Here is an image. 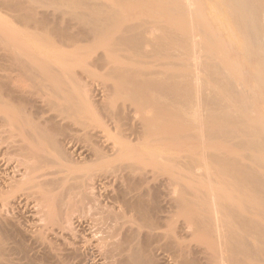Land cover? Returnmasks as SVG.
<instances>
[{
    "label": "bare ground",
    "instance_id": "obj_1",
    "mask_svg": "<svg viewBox=\"0 0 264 264\" xmlns=\"http://www.w3.org/2000/svg\"><path fill=\"white\" fill-rule=\"evenodd\" d=\"M124 1L0 0V161L13 164L6 168L14 171L11 178V169L2 170L9 178L5 185L20 188L13 190L15 196L21 193L11 197L14 201L3 199L1 224L19 222V227L25 221L19 211L24 199L27 205L35 203L34 211L41 210L31 214L44 216L30 218L44 222L31 229L40 234H31L28 224L23 225L30 234L18 230L22 226L6 230L25 234L21 239L27 238V245L31 241L32 249L33 241L41 245L54 264L91 256L100 264H264V0H140L136 9H127ZM156 1L158 9L149 11ZM9 18L13 24L3 26L5 20L12 23ZM94 44L102 50L96 58L87 53ZM77 65L83 73L96 67L110 77L113 85L104 98L78 80ZM123 94L129 107L124 105L111 120L119 130L125 123L132 139L107 148L103 144L107 153L100 145L106 143L101 132L88 129L92 116L87 111ZM71 120L90 141L81 151L96 144L87 157L96 162L110 154L127 158L111 169V177L102 176L128 183L119 193L116 185H107L119 194V207H111L109 196L104 198L110 199V209L101 202L96 193L104 182L101 176L91 181L88 176L86 185L67 165V176L58 175L69 162L61 141L70 137ZM169 122L173 132H166ZM64 128L70 130L68 137ZM145 161L172 175L163 185H149L148 175L136 176ZM68 174L81 185L70 177L71 185ZM161 195L166 196L163 202ZM14 212L23 217L21 223ZM55 224L62 226L56 230ZM73 226L95 233L85 240ZM16 237L4 242L14 244ZM3 240L0 264L35 263L30 246V253L24 250L30 257L23 253L18 258L26 244L18 240L25 246L8 244L6 249Z\"/></svg>",
    "mask_w": 264,
    "mask_h": 264
},
{
    "label": "rangeland",
    "instance_id": "obj_2",
    "mask_svg": "<svg viewBox=\"0 0 264 264\" xmlns=\"http://www.w3.org/2000/svg\"><path fill=\"white\" fill-rule=\"evenodd\" d=\"M96 1H99V2H101V3H105V2L107 3L108 0H96ZM124 6H125L127 9H136V8H139V7L141 6V4H140V0H125V1H124ZM152 9H158L157 1H156V2H152V6L150 7L149 11L152 10ZM82 10H86V9H82ZM152 11H153V10H152ZM0 13H1V11H0ZM1 16H2V15H1ZM9 19H10V18H9ZM9 19H8V20H9ZM169 20H171V19H169ZM169 20H168V21H169ZM5 21H6V20H5ZM5 21H4V23H3V26H5V27H6V25H11V24H13V22L11 21V19H10L9 21H11L12 23L7 22V21L5 22ZM170 22H171V21H169V22H167V23H170ZM179 29H180V27L177 28V31H178ZM87 53L92 54L93 58H96V57H97V54H101V53H102V50H100V47H99V46H98V48H97V45L94 44V45L89 46V49L87 50ZM169 62H170V63H174V62H175V59H174V58H171ZM186 63H187V62H186ZM90 69H91L90 72H88V73H83V72L81 71L80 67L77 65V66L75 67V71H76V73L78 74V76H77V77H78V80L81 79V81L83 82V85L85 84V86H86V84H87L86 87L89 88L88 90H90L91 88H92L91 91L93 90L92 92H94L95 89L98 90V91L95 92L94 95H96V93H97V94H99V96L101 95V97L104 98L103 95H104V94H106V95L108 94V93H105V92L109 91L108 89H110V87L113 85V83H112L110 77L106 76V75L104 74V72L101 71L99 68L91 67ZM202 78H205V75H204V74H200V79H202ZM82 82H81V83H82ZM89 86H90L91 88H90ZM93 87H94V89H93ZM90 93H91V92H90ZM91 95H92V93H91ZM94 95H93V97H94ZM97 96H98V95H97ZM97 96H96V98L94 97L96 101L99 100V99H101V98L97 99ZM106 97H107V96H106ZM105 99H106V98H105ZM102 100L104 101V99H101V101H102ZM105 101H107V99H106ZM111 101H112V100H111ZM99 102H100V101H98V105H97V104H96V105L93 104V105H94V108L92 107V106H93V105H92L91 107H89V110L87 111V112H89L88 116L91 115V116L93 117V114H91V112L96 111L97 108L100 109V110L97 111L98 113H100V114L98 115L97 118H96V115H97L98 113L96 112L97 114H96V115L94 114V115H95L94 118H96V119H92V121H90L89 119H91V118H92V117H91V118H89V119L86 121V122L89 121V123H90V124L87 123V124L89 125V127H88V125H86V126L88 127L89 130L91 129L90 132H92V130L94 131V129L97 130V132H99V131L101 132L100 135L103 136V138H104V142H106V143H103V140H102V137H101V140H102V141H100L101 144L99 143L101 146H102L103 144H104L105 147H106L105 144H108V145L111 144L110 146H112V144H115V142H117V140H126V141L128 140L127 142H129V140H131L132 138L129 139L130 133L127 131V127L124 126L125 123H122L123 126L121 125L122 128L119 130V128H117V125H118V124H115V123H114V124L116 125V126H115V125L112 123V120H111V117H114V115H116L117 112H118V111H119L124 105L126 106V108L129 107V104H128L129 102H128V99H127V97H126V94H123V95L120 96L118 99H115L112 103H110V101H108V103H105V104H104V102H100V103H99ZM95 103H97V102H95ZM101 103H103V104H101ZM94 113H95V112H94ZM170 113H172V112H170ZM51 115H53V113H51ZM223 115H224V114H222V118H223ZM131 116H132V115H131ZM133 116H134V115H133ZM133 116H132V117H133ZM222 118H221V119H222ZM133 119H134V122L137 121V123H138V121H140L139 118H138V116L133 117ZM133 119L130 120V121H133ZM71 121L73 122L74 120H71ZM72 122H69L70 124L68 123L69 126L71 125V126H70L71 129H70L69 127H67V128H69L70 130H72L71 133H70V130L65 129V128H66V127L64 126L65 124L62 125L63 127H65V128H64V131H63V135H64V133H66L65 135L68 137L69 134L67 135V133L69 132V133H70V137H71V141H70V137H69L68 139L66 138V139H67L66 141H61V142H62L61 145H62V144L64 145V146L62 145L64 149H62V147H61V150H62V152H63V150H64V153L66 154V155H64V157H63V156H62V157H63V158H66V160H69V162L67 161V162H68V163H67V162H65L66 160L63 159V161L65 162V164H64V162H62L61 164H64L65 168H66V165H67L68 168H71L72 171H75V173H76V175L74 174L75 176H73V175H71V174H68V175H70V176H68V179H69V180L71 179L70 177L73 176V177L75 178V177H77V175H78V177H83V178H85V179L82 178V182H83V180H85V181L88 180V179H89L88 176H90V181L92 180L91 178H94V177H95L94 180H96V179L98 180L100 176H101V177H100V180H102V179H103V178H102L103 175H106V176H103V177H106V178H107V175H108V173L110 174L111 169H112L111 172H114V170H117V166H119V165L122 164V163H127V162H128L127 158H125L124 156H122V157H120V158H116V157L114 158V155H113V154H110L111 152L109 153L111 157L109 156L108 159H104V160H102V161H98V162L94 161V158H93V160H92V156H90V155H92L91 153H93L94 146H96V144H95V143H91V144H89L90 146L92 145L91 147L89 146L90 149H91V151H90L89 149H83L84 152L81 151L82 148H83L82 146L87 145L88 143H90V141H88L87 138H86V139H87L88 142L86 141V139L84 140V138H85L86 136H83V135H85L84 133L81 134V133H82V128L79 126V124H77L76 121H74L73 123H72ZM113 122H116V121L113 120ZM72 124H74V125H72ZM75 124H76L77 126H75ZM66 126H67V125H66ZM119 126H120V125H119ZM121 126H120V127H121ZM218 126H219V121L214 122V124H213L212 127H213V129H214V128H217ZM165 128H166V132H173V131H174V126H173L170 122L165 124ZM89 130H88V131H89ZM66 131H67V132H66ZM92 133H93V132H92ZM94 133H96V131H94ZM60 134H62V133H60ZM71 135H72V136H71ZM60 136L62 137V135H59L58 139H59V138L61 139ZM62 139H63V138H62ZM67 141H68V143H69V141H70V143H69V144H66ZM65 142H66V143H65ZM85 142H86L87 144H86ZM93 144H95V145L93 146ZM131 145H132V146H137V144H136L135 142H134V143H131ZM101 146H100V147H101ZM110 146H109V147H110ZM87 147H88V146H87ZM87 147L85 146L84 148H87ZM97 147H99V145H98ZM105 147L102 146L101 148L103 149V148H105ZM106 148H107V147H106ZM106 148H105V149H106ZM92 149H93V150H92ZM86 150H87V152H86ZM88 150H89V154H90L89 157H87ZM106 151H107V153H108V150H107V149H106ZM104 152H105V151H104ZM81 153H82V154H81ZM84 153H85V154H84ZM105 153H106V152H105ZM67 154H68V155H67ZM83 154H84V156H86L87 158L84 157ZM109 154H108V155H109ZM62 155H63V153H62ZM115 156H116V155H115ZM67 157H68V159H67ZM90 157H91V158H90ZM117 157H118V156H117ZM0 158H3V159H4V157H0ZM61 159H62V158L60 157L59 161H60ZM0 160H2V159H0ZM4 161H5V160H4ZM4 161H0V162H3V163H4V164H3V163H0V166H1V167L3 166L2 168L0 167V180H1V181H0L1 183H0V184L3 186L2 191H3V190H4V191H5V190H9V191L12 193V195H11V196L8 195V194H11L10 192L8 193V191L5 192V194L7 193V194H6L7 196H3V195H5V194L2 195L3 197L0 195V203H2V201H3L4 198L7 200L8 196H9L10 198H11V197H15V199L18 198L19 195H20V197H21V193H18V196H17V195L15 196V193L18 192V191H20V188H19V190L17 189V190H18V191H17V190H15V188L12 189V187L10 186V187H11V189H10V187H9L8 185H5V184H6L5 182L8 181L9 178H11V176L14 175V174H12V173H14V171H12V168H13L12 166H13V164H10V165H9V164L6 162V163L9 165V166H8V165H5V162H4ZM61 161H62V160H61ZM66 163H67V164H66ZM10 166H11L12 168H8V170L11 169L10 172H9L8 170H6V168H7V167H10ZM61 166H62V165H61ZM4 167H5V168H4ZM115 167H116V168H115ZM138 167H139V171H138V174H137L136 176H139V175L141 174V175H140L141 178H139V179H143L145 175H148V176H149V177H148V178H149V181H148L149 185H163L162 181L166 180L167 178H169V177L172 175L170 169H168V168H167V169H166V168L155 169L152 165H150V164H149L148 162H146V161L140 163V164L138 165ZM60 168H62V167H60ZM62 169L65 170L64 167H63ZM71 169H68V170L70 171ZM113 169H114V170H113ZM2 170H3V171L5 170V172H7V173L9 172V173H8V176H10V177L8 178V177H7V173L4 172L5 175H6V176H5ZM56 171H57V170H56ZM66 171H67V168H66L65 172H64V171H60V172L57 171V172L60 173V174H58V175L61 176V175H63V173H65V175H66V174H67ZM61 172H62V173H61ZM148 172H149L150 174H149ZM71 173H72V172H71ZM72 174H73V173H72ZM65 175H64V176H65ZM113 175H115V174H113ZM4 176L7 177V180H6V178H5ZM66 176H67V175H66ZM108 176L111 177L112 175L110 174V175H108ZM140 176H139V177H140ZM142 176H143V177H142ZM73 177H72V178H73ZM78 177H77V178H78ZM87 177H88V178H87ZM110 177H109V179H110ZM145 177H147V176H145ZM1 178H5V179H4L5 181L2 180ZM60 178H62V176H61ZM74 178H73V179H74ZM77 178H75V179H77ZM114 178H115V177H113V180H109V179L106 180V179L104 178L105 180L103 179V181H104V182L106 181V182H105L106 184H105L104 182H101V184L99 183L100 186H99V185L96 186V188H98V189H96V190H97L96 193H98V195H101L102 198L105 197V198L107 199V198L111 197L110 199H111V201H112V200H113V201L111 202L110 199H109V201L111 202L110 205L113 203V205H115L114 207H116V206L119 207V205H118V203H117L118 200L116 201V199L118 198L117 196H118L119 194H116V192L119 193V191H121V190H120L121 188L123 189L124 186H128V183L125 182L126 180L124 181L125 184H122V182L120 183V181H121V180L123 181V179L119 180V179H120L119 177L117 178L119 181L117 180L118 183H116V182H117V181H116V178H115V180H114ZM68 179L66 180V183L69 182ZM75 179H74V180H75ZM79 179L81 180V178H79ZM79 179H77V180H79ZM137 179H138V177H137ZM137 179H136V180H137ZM139 179H138V180H139ZM74 180H70L71 182H69V183H70L71 185H73L72 182L74 183ZM3 181H4V183H3ZM67 181H68V182H67ZM85 181H84L83 184H86V185H89V184H90V181H89V180H88L89 182H87V183H86ZM114 181H116V182L114 183ZM80 182H81V181H80ZM80 182H79V184H80ZM107 182H108V183H107ZM124 182H123V183H124ZM2 183H3V184H2ZM66 183L63 182L62 185H65ZM69 183H68V186H69ZM102 183H103V184H102ZM126 183H127V184H126ZM75 184H76V185H79V184L76 183V180H75ZM75 184H74V185H75ZM83 184H82V185H83ZM1 185H0V188L2 187ZM80 185H81V184H80ZM103 185H105L106 188L103 187ZM107 185H108L109 187L111 186L112 188L116 185V186H115V189H116V190H117V188L119 189L120 186H122V187H120V189L117 190V191L115 192V194L117 195V196H116V195L114 194V191H115V190L113 189V191H112V188L109 189V187H108ZM118 185H119V186H118ZM165 185H168V184H165ZM195 185H203V183H202V182H198V183H196ZM7 186H8V187H7ZM98 186H99V187H98ZM6 187H7L8 189H7ZM107 188H108V189H107ZM124 188H126V187H124ZM100 189H103V191L101 190V191L103 192V193L101 192L102 194H99V192H100L99 190H100ZM106 189H107V192H106ZM11 190H12V191H11ZM13 190H15L16 192H14ZM108 190H109V191L111 190L110 192H111V193L113 192V193L110 194V192H109ZM2 191L0 192V194L4 193V192H2ZM98 191H99V192H98ZM104 191H105L106 193H104ZM164 191H165V190H164ZM164 191H163V192H164ZM108 192H109V193H108ZM165 192H166V191H165ZM167 192H168V191H167ZM167 192H166V193H167ZM13 193H14V194H13ZM16 194H17V193H16ZM106 194H107V195H106ZM108 194H110V195H108ZM113 194H114V195H113ZM105 195H106V196H105ZM163 195H164V194H163ZM163 195H161V196H162L161 199L163 198V199H162V202L164 201V199L166 200V198H164V197H166V196H163ZM107 196H109V197H107ZM112 196H114V199H115V198H116V199L114 200V199L112 198ZM99 197H100V196H98V198H99ZM101 197H100V198H101ZM10 198H8L9 201H10ZM79 198H80V197H79ZM100 198H99V199H100ZM102 198L100 199L101 202H102V201H103V202H106V201L108 200V199L105 200V198H104V199H102ZM12 199H13V200H12ZM15 199H14V198H11L12 201H14ZM6 200H4L3 203H2L0 206H3L4 202L6 203V202L8 201V200H7V201H6ZM104 200H105V201H104ZM109 201L106 202L108 205H106V203H103V205L108 206L109 209H110ZM23 203H24V205L26 204V205H25L26 207H24V205H22L23 207H22V206L19 207L20 209H21V208H23V209L20 210V209L17 208V207H15V208H16V210L19 209V211H21L22 213H24V214H23V217L25 218V221L22 220V221H24L23 224H28V225H29V224L31 223V222L29 223V218H30L31 215H32L31 213H35V212H36V211H34L35 208H36V205H35V203H34V204L32 203L33 206H32V205H29V204H31V203H29V204L27 205V203H25V199H24V202H23ZM115 203H116V204H115ZM113 205H111V207H112ZM28 206H29V207H28ZM34 206H35V207H34ZM32 207H33V208H32ZM108 207H107V209H108ZM26 208H28L29 210H31V209H33V210H31L30 213H29V211H28ZM37 209H38L39 211L41 210V208L39 209L38 207H37ZM37 209H36V210H37ZM25 210H26V211H25ZM38 210H37V212H38ZM14 211H15V210H14ZM19 211H18V213H19V214H22V213H20ZM15 212H16V211H15ZM15 212H14V214H15L14 218H16V216H17ZM37 212H36V213H37ZM18 213H17V214H18ZM28 213H29V214H28ZM36 213H35V214H36ZM14 214H13V215H14ZM19 214H18V215H19ZM38 214L43 218L44 215H41L42 212H41V213H38ZM38 214H37V217H36V215H35V217H34V216H33L34 214H33L32 216H33L34 218H38V219H39ZM8 215L11 216L10 213H9ZM13 215H12V216H13ZM21 216H22V215H21ZM17 217H19V218H16V219H17L16 222H17V221H20V223H21V220H19V219H21V218L23 219V217H21V218H20V216H17ZM28 217H29V218H28ZM34 218H30V221H32V224H30L29 226H31V227H29L28 225H27V226H26V225H23V224L21 223L19 227L22 226V229H20V228L18 227L19 222H18V225L15 224V225H16V226H15V225L11 224L12 226H9V227H13L14 229H15V227H17V229L19 228L18 230H20V231H22L23 233H25L27 230L25 229L24 226H26L27 229L30 228V229H28V231L31 230L32 232H31V231H29V232H31V234H32V233L34 232L35 229H31V228L38 227L40 224H41V227H43L42 224H43V222H44V220L40 218V221H39L40 224H39V223H38V220H37V221H35L36 219L33 220ZM31 219H32V220H31ZM41 220L43 221L42 223H41ZM33 221H34V222H33ZM46 221H47V220H45V225L48 223V225L51 226V225L49 224V223H50L49 220H48L47 222H46ZM35 222H37L39 225H37V226H33V224H34ZM37 223H36V224H37ZM36 224H34V225H36ZM60 224H62V223L60 222ZM57 225H58V223H57ZM57 225L55 224L54 227H55V226H56V227H55V228L53 227V228L56 229V228H57ZM63 225H64V224H63ZM76 225H78V224H75V226H76ZM1 226H2V227H1ZM4 226L6 227L5 229L3 228ZM14 226H15V227H14ZM32 226H33V227H32ZM46 226H47V225H46ZM58 226H59V225H58ZM61 226H62V225H61ZM61 226L58 227L57 229H60ZM9 227H8L7 225H5V224H4V225L1 224V222H0V228H2V229L4 230V231H2V229H1L2 232L0 233V234H1V235H0V240H3V239H1V236H2V234H3V236H4V233H3V232L6 231V232H5V234H6L5 237H6L7 239L5 238V240L2 241L3 244H5V248L7 247L6 249H8V247L10 246V245L8 246V244H11L10 247H12V245H13V247H14V245H15L16 248H20V245H21V244L24 242V240H25V237H26V236L24 237L25 234H23V233L21 234V232L17 234V232H19V231L16 229V230H14V231H15V232H14V231L12 230L13 228H10L11 230H10V229H9V230H6V229H8ZM23 227H24V228H23ZM39 227H40V226H39ZM73 228H74V226H73ZM75 228H76V227H75ZM75 228H74V229H75ZM57 229H56V230H57ZM23 230H24V231H23ZM42 230H43V229H42ZM56 230H55V231H56ZM75 230H76V232L79 230L77 233H78L80 236H82L83 239H85V240H88L90 237H92V234L95 233V232H94V233L88 232L87 230H84L83 228H80V227H79V228L77 227ZM9 231H12V233L9 232ZM16 231H17V232H16ZM28 231H27V232H28ZM36 231H37V228H36ZM59 231H60V230H59ZM59 231H57V233H59ZM29 232H28V233H29ZM41 232H42V231H41ZM41 232H39V229H38V231H37L36 233H39V234H40ZM44 232H46V231H44ZM8 233H10V234H9L10 236H12V234H13V235L16 234L15 236H12V237L8 236V237H10V238H14V237H16L17 235H18V236H19V235H21V236L23 235L22 237L19 236V239H18V237H16L19 241L21 240L22 243L20 244V242H19L16 238H15L14 240L12 239L13 242L15 241L14 244H12L11 242L8 243V244H7L6 242H4V241H7L8 239H10V238L7 237ZM36 233L34 232L35 236H36ZM68 233H69V232H68ZM68 233L65 232L66 235L63 234V237H64V236H67ZM29 234H30V233H29ZM61 235H62V229H61ZM37 236H39V235L37 234ZM23 237H24V240H22ZM69 237H70V236H69ZM2 238H4V237H2ZM21 238H22V239H21ZM64 238H65V237H64ZM67 238H68V236H67ZM16 240H17V242H16ZM27 240H28V239L26 238V241H27ZM9 241H10V240H9ZM9 241H7V242H9ZM26 241H25V242H26ZM25 242H24V243H25ZM28 242H29V240H28ZM28 242H27V243H28ZM15 243H16L17 245L19 244V245H18L19 247H17V245H16ZM6 244H7V246H6ZM25 244H26V243H25ZM32 244H33V246L36 247V248H39V246H41V245L38 246L37 243H36L35 241H33ZM35 244H36V245H35ZM21 246H25V245L22 244ZM26 246H27V248H26L27 250L24 249V247H22V248H23V252H22V253H21V251H22L21 248H20V251H19V249L16 250V248H14V250L19 251L18 254H19V253L22 254L21 256L17 254L16 256H17L18 258H22V257L24 258L25 256H26V257H27V256L30 257V254L28 255L27 252L30 253L31 250H32V254H33V256H31L30 258H31L32 261L35 259V260H34V261H35L34 264H37V262H38V264H39V262H41V259L43 260L42 263L45 264V263H46V259H49V258L51 259V258L53 257V255H51V253H50L49 256H48V254H47L48 252H47V253H44V252L46 251V250H44L43 254H44V255L47 254L46 259H44V256H42L43 258H41L39 255H43V254H42V251H43L42 249H44V248L41 246L40 250H39V249H36L37 251L35 252V251H34V247H33V249H32V247H31V246H32V245H31V241H30V244L28 243V245L26 244ZM29 246L31 247V250H30V247H29ZM37 246H38V247H37ZM57 246H58V245H57ZM57 246H56V248H57ZM10 247H9V248H10ZM24 250L27 251V252L25 253ZM29 250H30V251H29ZM38 250L41 252V254L39 253ZM33 251H34V252H33ZM47 251H48V250H47ZM37 252H38V254H39V255H37V257L39 256L38 258H36V254H35V253H37ZM23 253H24V255H25V254H26V255L23 256ZM13 254H16V253L13 252ZM50 256H51V257H50ZM29 257H28V258H29ZM33 257H35V258L32 259ZM47 257H49V258H47ZM89 257H90V256H89ZM94 257H95V256H94ZM94 257L91 256V257H90L89 259H87V260H82V262L85 261V262H83V263L80 262V260L77 261V260H78L77 258H76V261H75L74 258L68 257V260H67V258H66V260L64 259V261H63L62 263H59V264H64L65 261H68V262H66L65 264H67V263H68V264H69V263H73V264H74V263H75V264H80V263H81V264H100V261L97 260L98 258L95 257V258H96V259H95ZM14 258H16L15 255H14ZM18 258H16V259H18ZM28 258H25V262H26V259L28 260ZM30 258H29V259H30ZM40 258H41V259H40ZM36 259H38V260L40 259V260L37 261ZM53 259H55V258L53 257ZM53 259H51L50 261L47 260V261H48L47 263L50 264V262H52V263L54 264V261H55V260H53ZM72 259H74L73 262L70 261V260H72ZM96 260H97V261H96ZM21 261H22V260H21ZM23 261H24V260H23ZM23 261L20 262V263H24ZM36 261H37V262H36ZM76 262H78V263H76ZM42 263H41V264H42ZM47 263H46V264H47ZM55 263L57 264L58 262H55ZM170 263H172V262L168 260L167 264H170Z\"/></svg>",
    "mask_w": 264,
    "mask_h": 264
}]
</instances>
